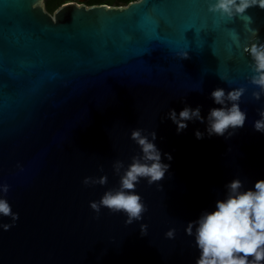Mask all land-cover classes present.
<instances>
[{
    "label": "water",
    "instance_id": "95a60500",
    "mask_svg": "<svg viewBox=\"0 0 264 264\" xmlns=\"http://www.w3.org/2000/svg\"><path fill=\"white\" fill-rule=\"evenodd\" d=\"M44 2L0 0V184L19 214L0 227V264H196L188 222L214 209L235 176L249 187L264 179V134L252 127L264 98H252L245 50L252 29L264 41V10L250 9L249 22L210 13L208 0H139L71 2L52 15ZM217 87L247 88L245 126L225 139L190 121L178 134L169 109L201 106L206 116ZM133 128L155 130L173 159L162 156L171 165L162 188L136 186L147 211L126 224L89 202L118 186L114 162L138 152Z\"/></svg>",
    "mask_w": 264,
    "mask_h": 264
},
{
    "label": "clouds",
    "instance_id": "9594fccd",
    "mask_svg": "<svg viewBox=\"0 0 264 264\" xmlns=\"http://www.w3.org/2000/svg\"><path fill=\"white\" fill-rule=\"evenodd\" d=\"M252 8L264 10V0H208V11L219 14L221 18H243L251 22L248 11ZM255 42L246 47L249 56L251 75L249 83L254 86L251 95L256 101L264 98V41L258 36V29H252ZM188 53H183L187 58ZM247 88L217 87L210 93V98L218 107H212L207 115H202L201 106L195 108L185 105L179 113L169 109L167 117L177 126V133H182L188 122L205 123L208 137L221 136L228 139L246 124L248 114L241 107L242 96ZM258 119L253 121L255 131L264 134V107L257 109ZM205 132L195 130V137L203 139ZM130 139L138 146L137 154L125 165L116 160L113 164L115 173L119 176L118 186L106 190L98 201H90V208L97 215L102 209L123 214L126 224H132L143 218L147 205L142 196L135 191L142 181L149 185L156 184L162 188L161 182L169 173L173 159L170 153H162L156 144L155 130L133 128ZM101 171L103 168L101 166ZM107 176L85 177L83 183L105 184ZM10 185L0 184V217H11L12 223L0 224L4 230H9L19 218L12 210L7 199ZM222 198L215 201L212 210H203L197 219L188 222L186 232L193 237L198 250L196 264H264V179L255 181L249 187L245 180L235 176L224 185ZM142 225V229H146ZM141 235H146L141 233ZM175 229H169L165 236L174 238Z\"/></svg>",
    "mask_w": 264,
    "mask_h": 264
},
{
    "label": "trees",
    "instance_id": "16d2710c",
    "mask_svg": "<svg viewBox=\"0 0 264 264\" xmlns=\"http://www.w3.org/2000/svg\"><path fill=\"white\" fill-rule=\"evenodd\" d=\"M68 0H45V9L50 14H54L60 7H62ZM139 0H86L85 5L94 6V5H108L113 7L127 6L132 2Z\"/></svg>",
    "mask_w": 264,
    "mask_h": 264
},
{
    "label": "rangeland",
    "instance_id": "374dc122",
    "mask_svg": "<svg viewBox=\"0 0 264 264\" xmlns=\"http://www.w3.org/2000/svg\"><path fill=\"white\" fill-rule=\"evenodd\" d=\"M85 1L86 0H75V2L78 3L79 5L85 4ZM119 7H121V6H119Z\"/></svg>",
    "mask_w": 264,
    "mask_h": 264
},
{
    "label": "flooded vegetation",
    "instance_id": "af4514ba",
    "mask_svg": "<svg viewBox=\"0 0 264 264\" xmlns=\"http://www.w3.org/2000/svg\"><path fill=\"white\" fill-rule=\"evenodd\" d=\"M71 2H75V0H68L65 4H68V3H71Z\"/></svg>",
    "mask_w": 264,
    "mask_h": 264
}]
</instances>
